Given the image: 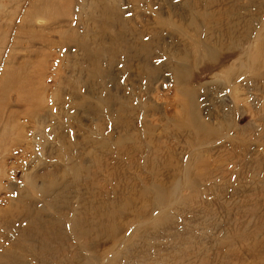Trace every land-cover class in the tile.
I'll return each instance as SVG.
<instances>
[{
	"label": "rangeland",
	"instance_id": "obj_1",
	"mask_svg": "<svg viewBox=\"0 0 264 264\" xmlns=\"http://www.w3.org/2000/svg\"><path fill=\"white\" fill-rule=\"evenodd\" d=\"M259 34L264 0H0V264H264Z\"/></svg>",
	"mask_w": 264,
	"mask_h": 264
},
{
	"label": "bare ground",
	"instance_id": "obj_2",
	"mask_svg": "<svg viewBox=\"0 0 264 264\" xmlns=\"http://www.w3.org/2000/svg\"><path fill=\"white\" fill-rule=\"evenodd\" d=\"M197 1V0H196ZM221 8V7H220ZM222 9V8H221ZM262 11H263V9H262ZM213 13H214V15H215V17L217 18V20H215V21H213L212 22V26L213 27H217L218 28V31H217V33L219 34L221 31H222V29H223V20H227V22H226V24L224 25V26H227V27H225L226 29H225V32L228 34V36H226L225 38L226 39H228L229 41H233L234 40V37H235V28H236V26L237 25H233L232 23H231V19L229 18V17H227V18H224V19H219V17H218V12H217V10H214L213 11ZM102 14V13H101ZM224 16H225V14H224ZM259 17H260V15H259ZM106 22V21H105ZM241 23V21H239V24ZM238 24V25H239ZM228 25H230L229 27H228ZM244 26H246L245 24H244ZM214 30V29H213ZM216 32V31H215ZM214 32V33H215ZM216 33V34H217ZM237 34V33H236ZM229 35L231 36V37H229ZM262 36V35H261ZM157 39V38H156ZM255 46H254V50H255V53L256 54H258V55H261V54H263L264 53V49H263V46H262V43H263V40L261 41V37H260V34L257 36H255ZM185 44V43H184ZM235 45V44H234ZM209 47V46H208ZM214 47H215V45H214ZM210 50V49H209ZM172 53V52H171ZM200 53V52H199ZM206 54V53H205ZM216 54V53H215ZM207 55V54H206ZM204 57V56H203ZM202 58V57H201ZM248 62V61H247ZM248 66V65H247ZM264 66V65H263ZM258 67V66H257ZM248 69V68H247ZM249 70V69H248ZM236 74V73H235ZM177 75H180L179 73L177 74ZM240 80V79H239ZM244 81V80H243ZM254 88V87H253ZM258 93V92H257ZM256 93V94H257ZM248 95V94H247ZM253 96V95H252ZM236 102H237V100H236ZM263 104V103H262ZM41 113H42V108H37L36 110H35V118L37 119L36 121H37V123L39 122V119L41 118ZM205 114V113H204ZM45 115H46V113H45ZM44 115V116H45ZM42 117L43 118V120H46V119H49L48 118V114L45 116V117ZM75 119V118H74ZM202 119V118H201ZM41 120V119H40ZM42 120V121H43ZM141 125V124H140ZM146 127V126H145ZM131 130V129H130ZM196 130V129H195ZM88 131V130H87ZM188 134H189V132H188ZM63 135V134H62ZM191 136V135H190ZM195 136V135H194ZM64 137V136H63ZM54 140V139H53ZM66 140V139H65ZM83 142V141H82ZM60 144V143H59ZM77 144V143H76ZM130 145V144H129ZM80 147H81V145H80ZM64 150V149H63ZM69 151V150H68ZM108 152V151H107ZM147 152V151H146ZM224 152V151H223ZM117 153V152H116ZM125 153V152H124ZM236 155V154H235ZM160 156V155H159ZM199 154H197L196 155V157H198L199 158ZM163 157V156H162ZM82 158H83V156H82ZM109 158V157H108ZM195 158V157H194ZM81 159V158H80ZM111 160V159H110ZM119 160H120V158H119ZM196 160V159H195ZM131 161H132V159H131ZM163 161V160H162ZM133 162V161H132ZM101 163H103V162H101ZM115 164H116V162H115ZM130 165H131V162H130ZM105 166V165H104ZM108 166V165H107ZM122 166V165H121ZM81 167V166H80ZM103 168V167H102ZM114 168V167H113ZM131 168V167H130ZM118 169V168H117ZM119 170V169H118ZM175 170V169H174ZM112 171V170H111ZM140 172V171H139ZM109 174H111V173H109ZM114 175V174H113ZM108 177V176H107ZM109 178V177H108ZM199 179V178H198ZM100 180V179H99ZM117 186V185H116ZM110 188V187H109ZM115 188V187H114ZM113 189V188H112ZM115 190V189H114ZM136 192V191H135ZM116 193V192H115ZM120 197V196H119ZM160 198H158V200H159ZM175 205V204H174ZM202 206V205H201ZM216 209V208H215ZM157 213V212H156ZM107 219V218H106ZM259 231V230H258ZM127 235V234H126ZM229 236H230V234H229ZM230 244V243H229ZM233 244V243H232ZM238 248V247H237ZM248 249V248H247ZM195 261V260H194ZM193 261V262H194Z\"/></svg>",
	"mask_w": 264,
	"mask_h": 264
}]
</instances>
